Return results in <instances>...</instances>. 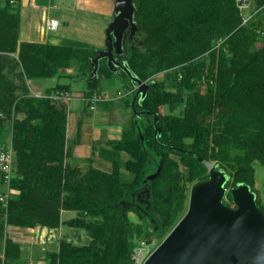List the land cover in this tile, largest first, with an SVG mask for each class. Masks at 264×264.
<instances>
[{
    "label": "trees",
    "instance_id": "obj_1",
    "mask_svg": "<svg viewBox=\"0 0 264 264\" xmlns=\"http://www.w3.org/2000/svg\"><path fill=\"white\" fill-rule=\"evenodd\" d=\"M21 2L0 0V141L11 128L17 153L8 205L0 201V232L8 225L81 227L89 241L61 238L58 249L46 252L48 264H135V248L164 240L187 208L190 186L209 177L200 157L226 171L227 204L234 202L231 189L245 183L264 209L255 168L264 163V0H254L249 14L239 0H135L138 32L124 42L125 58L135 76L153 85L134 109L137 88L124 76L132 115L120 139L93 145L112 168L91 162L85 175L72 164L78 140L69 137V103L50 97L70 86L34 96L28 80L56 76L76 61L88 76L86 106L112 109L114 101L92 98L99 77L118 73L102 58L91 77L95 46L20 43ZM135 110L158 114L162 131L153 115ZM160 165V174L146 180ZM65 211L81 215L64 219ZM130 211L144 222H133ZM0 264H28L9 234Z\"/></svg>",
    "mask_w": 264,
    "mask_h": 264
},
{
    "label": "water",
    "instance_id": "obj_2",
    "mask_svg": "<svg viewBox=\"0 0 264 264\" xmlns=\"http://www.w3.org/2000/svg\"><path fill=\"white\" fill-rule=\"evenodd\" d=\"M136 11L135 0H115L106 46L93 59L94 74L99 71L101 59L107 58L113 72L131 78L137 88L134 109L136 99L141 102L153 85L135 76L127 63L118 60L125 53L126 33L129 31L134 39L138 32ZM135 113L146 114V118L153 115L157 132L162 131L157 126L158 114L138 110ZM200 160L207 164L209 177L193 183L187 212L144 264H264V209L258 204L256 193L248 184H239L231 189L236 207L229 206L224 200L226 171L216 161L203 157ZM160 172L161 165L146 180H154Z\"/></svg>",
    "mask_w": 264,
    "mask_h": 264
},
{
    "label": "rangeland",
    "instance_id": "obj_3",
    "mask_svg": "<svg viewBox=\"0 0 264 264\" xmlns=\"http://www.w3.org/2000/svg\"><path fill=\"white\" fill-rule=\"evenodd\" d=\"M26 0H22L20 8L22 12V20H23V28L26 27V21L30 19V21L34 18V31L33 34L41 35L44 31L45 26V20L43 21L44 15L48 14L49 17L52 18H58L61 21V25L59 29L48 31V34L50 35L51 39L50 42L62 44V43H76L78 41L82 45L90 44L92 41H94L97 36L99 35H105L106 36V30L110 24V20L112 19V16L114 14L115 9V1L114 0H54L55 5L48 6L45 9L46 12H40L44 9H42L39 6H34L36 8H32L31 5L25 4ZM28 2V1H26ZM24 4V5H23ZM33 4V3H32ZM255 8L254 0L250 2V5L247 9L244 10L245 14H249L250 11L252 12ZM105 32V33H104ZM107 37L105 38V40ZM77 44V43H76ZM99 50V48H98ZM118 77H114L109 79L108 77H103L100 79V85H99V91L103 92V94L112 95L114 93V89L119 85V82H117ZM158 79L163 78V74H160L157 76ZM67 80V79H66ZM65 80V81H66ZM63 79H60V77H44V78H36L35 81H31L32 85L37 84L38 82L41 83V87H37L38 91H44L46 87H52L57 85L58 82H62ZM78 86L74 87L75 92L78 91ZM127 93V92H126ZM188 95V94H187ZM74 96L76 93H74ZM133 94L128 93L126 94L127 99H132ZM76 100L75 98L72 99L71 102V111L69 112L70 118H72V112L77 113L79 119H87L85 108H86V101H83L80 99V103L78 105H75L73 101ZM85 102V103H84ZM185 103V101H183ZM184 103H180V109L175 110V112H179L183 110ZM182 108V109H181ZM167 111H169V107L166 108ZM85 115L83 116V114ZM103 113V112H102ZM132 111L128 110L126 113H116V116H111L114 118V123H122V119L128 117V119L131 117ZM106 116V115H105ZM110 116V115H109ZM108 116V117H109ZM104 117V116H102ZM120 119V120H117ZM105 119L101 118L97 123H105ZM76 127V126H75ZM71 131V127L69 128ZM77 130V129H76ZM70 133V132H69ZM72 135V133H70ZM12 138V131L11 128L6 131L5 136L1 139L0 142H8ZM104 162V161H103ZM212 162V161H209ZM73 165L81 168L82 174L85 175V173L89 169V162L87 160H74ZM105 166L101 167H108L110 168L111 165L109 162H104ZM256 168V187L259 191L260 196L262 197V200L264 202V163L260 160L256 161L255 163ZM125 177L127 179H131L133 176L130 173H125ZM193 185V184H192ZM189 188V199L186 210L181 214L179 220L183 217V215L187 212L189 208V200H190V193H191V187ZM4 187H0V190H3ZM230 189L227 188V192ZM226 192V195H227ZM225 202H228L226 199V196L224 198ZM231 207H236V204L234 202L228 204ZM81 213L79 211H68L65 214V219H69L75 216H80ZM129 217L133 222H144L142 219L139 218L137 214L130 211ZM4 219L1 218L0 222H2ZM178 220V221H179ZM40 228V227H39ZM41 229V228H40ZM11 230V231H10ZM11 232V233H10ZM40 233V234H38ZM6 234H12L13 237H21L23 240H21L22 246L25 251V256L28 259L29 262H33V264H46V262H43L45 251L47 249L49 250H56L58 249V244L61 238L67 237L69 240H72L73 242L77 244H84L89 241V238L86 234V231L84 228L81 227H74L70 226L68 224H64L60 228L54 229L53 231H44V230H33V231H21L20 234L16 235L15 232L7 226L6 232H0V256H3V247L5 243V237ZM163 241V238H155L151 242H147L146 244L140 243L136 248L135 251L139 248H141V256L137 255V257L140 259H137V262L135 259V264H144L147 257L157 248V246L160 245V243ZM141 257V258H140ZM142 259V260H141Z\"/></svg>",
    "mask_w": 264,
    "mask_h": 264
},
{
    "label": "crops",
    "instance_id": "obj_4",
    "mask_svg": "<svg viewBox=\"0 0 264 264\" xmlns=\"http://www.w3.org/2000/svg\"><path fill=\"white\" fill-rule=\"evenodd\" d=\"M26 1H28V2H26ZM26 1H25V4L31 5L32 8L33 7L36 8L34 6V4H35L36 6H39L42 9H44V10L40 11L41 13L46 12V10H47V9H45L46 7L55 5L54 0H26ZM51 19H58V18L49 17L47 12H46V14L43 17V21L45 20L44 31L41 35H39V37H37L36 34L35 35L33 34L34 23H35L33 21L34 18L31 21H30V19L26 21L25 29L23 28V25L21 24L19 42L21 43L22 41H30V42H39V43L58 44V43L50 42L51 37L48 34V31L57 30L60 27L59 26L57 29L50 28L48 23ZM113 19H114V14L112 16V19L110 20V23L113 21ZM22 23H23V20H22ZM106 37H107V34H106V36L105 35L104 36L99 35V36H97V38L94 41H92L90 44H86V45H82L78 41H76L77 44L76 43H62V44L76 45V46H81V47L95 46L99 49H103L106 46V40H105ZM15 55H16L15 57L19 56L18 53H15ZM98 73H99V71H98ZM117 73L118 74L113 76V77H108L109 79L114 78V77H118L116 80H117V82H119V85L116 87V89H114L115 94H112V95L103 94V92H101V91L96 93V95L100 96L102 100L114 101V104L111 105L112 109H106V108L101 107L99 105H96V107L94 109H92L90 106L89 107L86 106L85 113H86L87 119H83V117H82V119H79L77 113H75V112H72V115H73L72 118H70V115L68 114L69 128L71 127V131L69 130V132L72 133V135H70V133H69V137L71 139H77L78 140V142L74 146V153H73L74 157L76 158V160H78V159L79 160H87L89 162V164L92 162L96 167H99V168H102L105 170H111V168H112L111 162H109L108 160L101 157V155H99L98 153L95 154L94 150H93V145L95 142H99L100 147H106L107 146L106 142L108 140L120 139L122 132H123V128L126 125V123L128 122V120L130 119V118L128 119V117H126V118L122 119V123H114L117 121H115L114 118H112L113 116H116L117 112L118 113H126V111L131 110V109H127L126 105L124 103V100L127 99L126 98V91L129 92L127 90V88L125 87L127 83L124 80V75L121 72H117ZM97 74H94V72L92 70L91 77L96 76ZM53 77H60V79H63L62 82H58L57 84L61 83V84L69 85L73 94L76 93V95H78L76 97L75 96L73 97V99L74 98L76 99L73 101V103H75V105H78L80 103V99L85 101V93L89 89L88 83H87V79H88L87 77L88 76L81 74L80 65L78 64V62L75 61L74 64L69 68L61 69L59 74L56 76H53ZM103 77H106V76L99 77L98 78L99 81ZM35 79L28 80V84H29V87L31 90V94H33L34 96H43L46 94V90L48 88L54 87V86L46 87V89L44 91H38L37 87H41V83L38 82L37 84L32 85L31 81H35ZM75 86L76 87L78 86V88H79L78 91H76V92L74 90ZM71 102H72V100H71ZM71 102H69V112L71 111V108H70ZM107 107H109V105H107ZM85 113L83 114V116L85 115ZM102 116H104V117H102ZM101 118H104L106 120L105 123H97L99 120H101ZM117 120H120V119L117 118ZM78 129L81 130L79 137H78ZM122 154H123V156H122L123 159L127 160L128 154L125 152H123ZM103 161L109 162L111 167L110 168L108 167V169H106L107 167H105V168L101 167V166H105ZM66 212H68V211H65L63 214L64 219H65ZM8 227H10L15 232L16 235L20 234L21 231H23V230L24 231H33V230L39 229V230H44V231H49V230L53 231L54 229H57V228H49V227L41 226V225H37L35 228H22V227H17V226H13V225H8ZM38 234H40V233H38ZM9 235L11 237H13L12 234H9ZM13 239L21 244L24 260L26 262H28V264H33V262L32 261L29 262L25 256V251H24V248L22 246V243H23L22 238L16 236V237H13ZM21 240H22V243H21ZM48 250L49 249H47L45 251V255H46V252ZM43 262L44 263L46 262V264H48V261L45 259V256H44ZM35 264H37V263H35Z\"/></svg>",
    "mask_w": 264,
    "mask_h": 264
},
{
    "label": "built area",
    "instance_id": "obj_5",
    "mask_svg": "<svg viewBox=\"0 0 264 264\" xmlns=\"http://www.w3.org/2000/svg\"><path fill=\"white\" fill-rule=\"evenodd\" d=\"M2 1L6 2L7 0H2ZM239 1H241V8L245 10L248 8L252 0H239ZM11 2L14 3L15 0H11ZM48 24L50 28L57 29L60 26L61 21L59 19H51ZM50 97H53L57 100L66 101L69 103L73 99L74 94L70 90H57L56 92L52 93ZM100 99H101L100 96L95 95L94 98H92V101L95 102ZM90 107L94 109L95 105L93 104ZM16 157H17V153L16 150L14 149L12 138L8 142H0V184L2 185V187H4V189L0 193V201L4 204V206L8 205L9 198L11 196V183L13 179L16 177V171H15V161L17 159ZM226 199L229 202L227 197ZM142 243L146 244L147 242L143 241ZM141 250L142 249L139 248L135 251L134 258L136 259V261L137 259H139L137 255L141 256ZM137 262H142V261H137Z\"/></svg>",
    "mask_w": 264,
    "mask_h": 264
},
{
    "label": "flooded vegetation",
    "instance_id": "obj_6",
    "mask_svg": "<svg viewBox=\"0 0 264 264\" xmlns=\"http://www.w3.org/2000/svg\"><path fill=\"white\" fill-rule=\"evenodd\" d=\"M127 38H129L131 41L133 40V39L130 37V32H129V31L126 33V36H125L124 42H126ZM125 54H126V52H125L124 54H121V55L118 57V60L121 61V62H125V63H127V58H125Z\"/></svg>",
    "mask_w": 264,
    "mask_h": 264
},
{
    "label": "bare ground",
    "instance_id": "obj_7",
    "mask_svg": "<svg viewBox=\"0 0 264 264\" xmlns=\"http://www.w3.org/2000/svg\"><path fill=\"white\" fill-rule=\"evenodd\" d=\"M210 166H212V163H209Z\"/></svg>",
    "mask_w": 264,
    "mask_h": 264
}]
</instances>
